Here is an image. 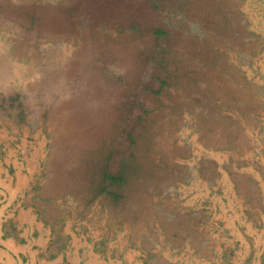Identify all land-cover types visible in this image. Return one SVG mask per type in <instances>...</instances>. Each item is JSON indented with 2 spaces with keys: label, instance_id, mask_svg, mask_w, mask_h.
<instances>
[{
  "label": "rangeland",
  "instance_id": "obj_1",
  "mask_svg": "<svg viewBox=\"0 0 264 264\" xmlns=\"http://www.w3.org/2000/svg\"><path fill=\"white\" fill-rule=\"evenodd\" d=\"M0 149H31L21 196L42 206L4 218L5 264L53 256L21 248L47 220L76 264L87 249L65 243L98 229L184 248L165 220L178 184L230 174L253 197L247 169L264 176V0H0Z\"/></svg>",
  "mask_w": 264,
  "mask_h": 264
},
{
  "label": "crops",
  "instance_id": "obj_2",
  "mask_svg": "<svg viewBox=\"0 0 264 264\" xmlns=\"http://www.w3.org/2000/svg\"><path fill=\"white\" fill-rule=\"evenodd\" d=\"M31 152V149H8L7 156L3 158L0 149V241H11V238L5 234L4 218L18 211L26 221L29 218L30 223L33 224L35 218L40 216L42 206L35 197L27 200L30 194H26L24 198L21 196V193H33L31 188L35 181L31 171L35 163H32L28 156ZM22 153L25 155L22 156ZM225 158H228V155L218 160L223 171L226 170L223 165L227 162ZM5 162L15 168V175L9 172L10 169L5 166ZM247 170L249 171L245 173L248 177L246 179L250 177L256 188L253 197L246 190L241 189L242 181L231 179L227 171L223 172V175H229V179L225 178V181L218 180L220 178L216 179L214 176L200 178L195 176L191 186L178 184L181 189L189 186L190 193L183 199L176 198L179 201L174 202L172 210H169L173 213L165 217V220L168 221L170 233L175 235V238L180 234H187L184 237V241L187 242L184 248H180L181 244L177 246L176 243L173 246L168 245L164 240L162 243H157V247L149 249L148 240L146 241L149 231L143 229L139 231L137 227L127 226L125 231H116L106 244H102L101 237L107 230L104 232L101 230L99 233L98 229L86 236L73 237L65 243L64 249L70 245L72 247L77 245V248L84 246L88 252L83 264H264V209H261L264 203V176L256 167L253 168L252 173L250 169ZM221 187H224L222 192H218ZM14 193L19 194V197L14 198ZM178 195L184 196L180 192ZM177 204H182L183 208L177 207ZM166 206L171 209V205ZM63 207L64 205L59 208L63 209ZM47 221L40 222L42 230L39 240L30 239L29 243L23 242L22 250H29L31 253L46 247L54 250L53 256H42L38 258L36 264H45L47 261L50 264H58L59 261L68 264L70 258L72 263L76 264L75 262L80 259L76 253H73V257H64L61 247L66 239L62 240L59 236L58 223ZM183 223L185 226H182ZM158 234L163 240L162 229H159ZM36 242L38 244L34 245ZM201 242L205 245V251L203 250L204 254L198 255L195 252ZM149 250H153L156 254L151 257ZM4 253L5 249L0 247L1 264L6 263ZM29 260H31L29 264L34 263L33 257Z\"/></svg>",
  "mask_w": 264,
  "mask_h": 264
}]
</instances>
